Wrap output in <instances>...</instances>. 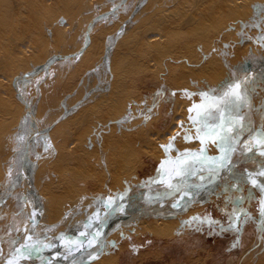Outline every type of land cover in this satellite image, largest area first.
I'll return each mask as SVG.
<instances>
[{"label": "rangeland", "instance_id": "rangeland-1", "mask_svg": "<svg viewBox=\"0 0 264 264\" xmlns=\"http://www.w3.org/2000/svg\"><path fill=\"white\" fill-rule=\"evenodd\" d=\"M47 1L57 2L0 0V57L5 69L0 72L2 251H10L12 237L22 229L28 228L29 236H36L31 214L39 210V201L29 196L26 185L35 190L42 202L46 191L56 194L71 190L77 196L98 199L122 191L132 183L147 181L177 153V146L181 151L190 150L186 142L193 136L199 140L200 147L192 152L213 155L210 146L216 154L225 150L220 123L228 114V103L235 100V92L231 90L246 79V68L250 66L252 71L264 59V55L256 58L249 54L247 46L249 41L259 43L260 37H264L259 32V29L264 31V0H238L236 7L248 9L249 16L226 23H219L213 17L214 22L207 25L202 36L197 33L202 5L198 3L192 15L184 16L183 12L199 0H62L63 8L59 11L49 7ZM200 3L214 7L210 0ZM109 6L110 9L103 11ZM44 8L51 13H46ZM45 15L49 18H43ZM191 16L195 21L184 26L183 18ZM64 17L72 22L73 37H67L60 28L46 30ZM135 27L144 32L143 38L138 40V37L134 44L123 47L127 36L121 34ZM173 28L177 31L164 33ZM36 32L40 36L35 37ZM154 37L167 39L168 45L160 46L147 57L151 63L157 61L154 66H137L133 56H147L149 50L141 43H151ZM136 46L142 50L141 55L136 52ZM121 49L129 56L122 62L120 58L116 60L113 76L109 74L102 92L87 94L90 89L81 87L82 80L87 81L90 70V74L96 69L99 73L104 62L109 64L107 51L111 54ZM237 53L238 58L233 61ZM104 56L108 60L99 67ZM242 59V64L236 63ZM213 64L222 66L217 79L205 75ZM180 65L193 69V73L186 70L185 74L190 76L182 78ZM107 69L108 65L105 73L109 72ZM168 72L178 75L179 86L168 79ZM98 78L96 75L91 82H94L92 89L102 84ZM254 85L264 92L260 80ZM122 92L126 97L125 115L101 121L106 109L105 106L101 110L103 99ZM175 93L187 103L185 114L170 144L159 143L158 154H148L139 147L138 137L145 135L146 130L138 135V128L150 126L156 133L168 128L174 115L171 102ZM118 98L123 97L118 95ZM12 101L25 106L17 117L8 114ZM15 103L12 111L17 109ZM238 108L246 112L243 105ZM107 123L113 124L111 130ZM180 136L183 142L178 141ZM147 141L145 138L143 143ZM79 149L82 159L76 155ZM109 154L119 156L114 184L109 182L105 168ZM82 162L100 171L102 183L98 189L94 188V179L87 175ZM261 188L257 184L251 188L247 183L221 180L204 199L193 202L176 219L172 218L166 231L147 230L135 219L129 225L116 226L102 243V264H264V210L261 220L259 215ZM66 198L52 201L53 214L61 213L71 200ZM78 215L68 230L80 220ZM141 218L148 222L154 219ZM68 230H64L63 236ZM56 236L52 235L49 241Z\"/></svg>", "mask_w": 264, "mask_h": 264}, {"label": "bare ground", "instance_id": "bare-ground-1", "mask_svg": "<svg viewBox=\"0 0 264 264\" xmlns=\"http://www.w3.org/2000/svg\"><path fill=\"white\" fill-rule=\"evenodd\" d=\"M202 1L203 0H199L196 4H193V6L183 9L184 16H186V14L188 13L192 15L194 11H197V9L194 7L198 3L202 5L200 9H203L202 10L203 12H201L199 16L200 22H199V28L197 32L199 33L198 34L199 36L203 35V32L208 29L207 25L214 22V19H216L215 21H219V23L220 22L226 23V21L234 20V18L236 19L245 18L246 14H248L249 16L248 9L236 7L238 0H227V2L223 0H210L211 2H214V7H208L209 2L205 4L200 3ZM245 1L246 0H244V2ZM249 1L252 2V0H249ZM46 3L49 7L55 8V11H59L63 8L62 0H57V2L47 1ZM73 5L75 7V4ZM247 6L249 7L250 4ZM110 8L111 6L106 7V9H104L103 11L108 10ZM44 11L46 13H51L50 10L47 8H44ZM143 11H144V8H143ZM43 18L48 19L49 17L45 15ZM195 19L196 18H193L192 16L186 19L184 17L183 25L186 26L187 24H192L195 21ZM207 20H211V21L206 22ZM64 23H69V25L64 26L63 25ZM125 24H128V23L125 22ZM43 27H45V25H43ZM59 28L66 31L65 34L67 37H73L74 28L72 26V22L70 19L66 17H64V19H57L53 24H51V26L46 28V30L52 31L53 29H59ZM175 30L176 28L169 29L167 31H164V33L166 32L169 34L170 32L175 31ZM259 30H260L259 31L260 34L264 35V31L262 33L261 29ZM143 33L144 32L140 30L138 27H135V29L132 31H129L126 33L123 32L121 35H123L124 37L127 36V39L124 40L123 47L128 48L131 44L135 43L138 37H139L138 40L142 39ZM35 35H36L35 37H38L40 36V33L36 32ZM245 38L249 39L250 36H246ZM260 39L262 41H260L259 43L256 41H251V42L249 41L247 45L250 48V51L248 53L255 55L256 58H260L264 55V48H263L264 47V37L261 36ZM245 41H248V40H243V42ZM141 44L143 45L142 47L146 46L147 49L149 50V52L147 53V56H138V55L133 56V54H131L133 56L132 60L133 62H135L137 66H145L146 68H151V65L154 66L153 63L155 61L151 63L149 60H147V57L150 56L153 50L157 51L158 49H160V46L161 48L166 47L168 45V41L167 39L157 40V38L154 37V41H152L151 43H147L143 41ZM238 46L240 47V45ZM237 49H236V52H237ZM135 50L139 55H141L142 50H140V48H137L136 46ZM107 52H109L108 53L109 60L106 59V57L104 56V58H102L103 60L101 61L99 67L102 66V62H104L105 60H108L109 64H106L104 62L103 67H101V70L98 69L99 73H97L96 68H95L96 71L94 74H90L92 71L90 70L89 74L87 75L88 76L87 81L82 80L81 82V87H83L84 89L86 88V90L90 89L87 94L98 95V93L102 92L101 89H103L105 87L104 85H106V83L109 81V74H111L110 77L113 76L115 67L117 65L116 60L120 58L119 62H122L123 60L127 58V56H129L126 53H124L122 49L121 51L112 52L111 54H110V50ZM33 53L36 57H40L39 53H35V52ZM223 54L224 53H222L221 58H224ZM237 55L238 53L236 54V58L233 61L237 60L238 58ZM243 60L244 59L240 61L238 60L236 63L242 64ZM107 65L109 67V70L107 69L109 72L105 73V69L107 68ZM184 66L180 65L181 68L179 69V74H182L181 76H184L182 78L190 76L189 73L188 75L185 74L186 70H188L190 73H193L192 71H194L193 69H190ZM210 69L211 71L205 72V75L209 76L210 78L217 79V75L221 74L222 66L213 64V66H211ZM4 70L5 69H4V64H3V58L1 56L0 57V72H4ZM248 71L249 72L251 71L250 66L246 68L247 74L249 73ZM95 74L98 77L100 76V80L99 78L98 80L100 82L102 80L101 82L102 84L98 82V84H100V87L92 89L91 86L94 84V82L93 83L91 82L93 81V79L96 78ZM167 76H168V79L170 78L174 86L175 85L179 86V82L177 79L178 75L173 76L170 74V72H168ZM78 78L79 77L77 76L76 79L78 80ZM259 80L260 82H262L263 89H264V64L254 74H252L250 77L244 80V84H242V86L237 90V93H235V100H232L227 105L228 114L224 117L223 121H221L220 123V129L222 130V132H224L223 138L221 140L223 141V143L226 144V149L237 147L238 144L247 141V139L249 138L250 139L252 138L251 142L255 141L251 143L253 147H257L260 144H264V92L261 88L258 89V87L254 85L255 82ZM115 92L118 93L117 90H115ZM175 94L176 95L171 102L174 115L172 117V121L170 125L167 126L168 128L158 133L152 131L150 126H146V127L141 126L140 128H138L140 129L139 132L137 133L138 135H140L142 130H146L145 135H142V136L140 135L138 137L141 140L139 142V147H141L142 150L146 151L148 154H152V155L158 154L157 152L160 151L159 143L170 144V138L172 137L175 129L178 127V124L181 123V117L182 115L185 114V111L187 109L186 108L187 103L185 100L181 99L179 95H177L178 93H175ZM103 95L106 96L107 94L103 93ZM118 95L122 96L123 98H118ZM124 96H125V92H122V94H113L112 97L103 99V101L105 102L103 103V108L101 110L105 109V106H106V109L103 115L100 116L101 121H112L113 119L117 117H121L123 114L125 115L124 107H125L126 97ZM3 101L6 103L5 100ZM14 103L15 102L12 101L11 104L9 105L8 114L9 115L11 114V116L17 117L19 112H22L23 110H25V106L23 107L22 103L16 102L15 104H16L17 109L15 111H12ZM2 105H5V104L2 103ZM146 105H150V103L146 102ZM239 105H243V110H246V112L240 111V109L238 108ZM6 109H7V106H6ZM107 125L110 127V130L113 128V124L107 123ZM139 125H141L140 122H139ZM145 138H148V141L143 143ZM179 140L183 142L184 138L180 136V138H178V141ZM186 143H187L188 148L192 151H197L198 147H200L199 140L194 136L191 139H189ZM178 147L179 146H177L176 148V152L181 151L180 148ZM209 149L212 151L211 153L213 155L216 154V151L212 148V146H210ZM76 155L82 159V153H80V149L78 150ZM118 162H119V156L109 154L107 162L105 163L107 175L110 178L109 182L111 184H114V180L118 178V167H117L119 165ZM82 163L86 166L85 168L87 170V175L90 177H93L94 179V182H93L94 188L98 189L102 183L100 171L97 170L96 168L95 169L92 168L88 164V162H82ZM54 166H53V169H54ZM89 167L92 169H89ZM251 169H252L251 172L253 174H255L260 179H262V177L264 176V170L257 169L256 167H253ZM38 170L43 171V168L39 167ZM25 185L26 184H24V186ZM25 191L29 194V196L35 202L39 201L38 203L39 206L37 205L39 210H36L34 213L31 214V220H32L31 222L34 224V227H36L34 228V233L36 234V236H33V237L29 236L30 232L28 231V228L22 229L18 235L12 237L10 251L0 250V264H15L17 261L18 262H21V261L32 262L33 261L34 263V261L39 262L40 260L46 261L45 263L49 262L47 259L52 255L54 250H57L58 248H61V247L66 248V246H70L72 243H74L76 238L78 239L83 236L85 230L88 228V226H90V223L94 220L95 216L97 215L96 213L98 209L103 204L101 201L102 200L101 197H99L98 199H95L93 197L85 196V195L77 196L71 190H68L66 192H60L56 194H53L50 191H46L45 192L46 196L44 197V200H43L44 202V206H43L42 199L36 197L35 190L33 188L30 190L26 185ZM58 197H62V198L67 197L68 200L70 199L71 200L64 206V209L61 210V213L57 211L55 214H53L51 212L52 210L51 203L52 201H54L55 198L57 199ZM263 210H264V207H263ZM77 211H83V212L78 215L76 213ZM76 215H78L77 217L80 216V220L76 222V224L73 226L72 230L70 231V229L68 230L67 228H69V226H72L75 223ZM177 215L175 217L156 215L154 216L153 222H148L145 218H139L137 222L138 224L142 225V227L147 230L166 231L167 227L172 224V221H171L172 218L176 219ZM64 230H68V231L66 232V235L63 236ZM55 234L57 236L53 240L49 241L50 237ZM101 252L102 251L100 249L99 253H97L93 258L89 259L86 262H83L82 264H102L104 260H103V257L101 256ZM37 259H40V260H37Z\"/></svg>", "mask_w": 264, "mask_h": 264}, {"label": "water", "instance_id": "water-1", "mask_svg": "<svg viewBox=\"0 0 264 264\" xmlns=\"http://www.w3.org/2000/svg\"><path fill=\"white\" fill-rule=\"evenodd\" d=\"M263 64L264 59L255 65L246 79ZM242 84L244 81L231 91L237 93ZM251 139L215 155L190 150L179 151L161 164L147 181L135 182L122 191L101 196L103 204L94 220L83 236L75 239V262L70 264H82L93 258L99 253L105 237L116 226L129 225L134 219L139 220L141 217L156 215L175 217L193 202L204 199L208 191L221 180L247 183L251 188L252 184L261 186L259 206L261 220L264 207V176L260 179L251 172V168L264 170V144L253 147L251 143L255 141L251 142ZM61 262V259L55 257L49 264Z\"/></svg>", "mask_w": 264, "mask_h": 264}, {"label": "flooded vegetation", "instance_id": "flooded-vegetation-1", "mask_svg": "<svg viewBox=\"0 0 264 264\" xmlns=\"http://www.w3.org/2000/svg\"><path fill=\"white\" fill-rule=\"evenodd\" d=\"M55 257L58 260L61 259V261H62L61 264H70L72 262H75V242L72 243L70 246H66V248L65 247H63V248L61 247V248H58L57 250H54L52 255L47 259L49 261L47 263H45L46 261H42L40 259H37V260H40V261L39 262L38 261H34V263H33V261L32 262H27V261H21L20 260L21 262L17 261L15 264H28V263L29 264H49L51 262V260H53V258H55Z\"/></svg>", "mask_w": 264, "mask_h": 264}]
</instances>
